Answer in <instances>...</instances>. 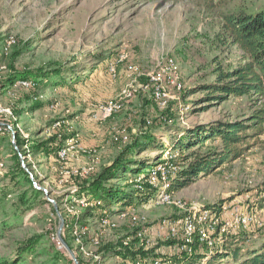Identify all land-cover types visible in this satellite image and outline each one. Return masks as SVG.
Returning <instances> with one entry per match:
<instances>
[{"label": "rangeland", "instance_id": "rangeland-1", "mask_svg": "<svg viewBox=\"0 0 264 264\" xmlns=\"http://www.w3.org/2000/svg\"><path fill=\"white\" fill-rule=\"evenodd\" d=\"M263 7L264 0H0V105L10 111L0 114V227L12 224L0 238V260L12 256L21 242L37 236L39 243L35 254L27 258L28 264H75L59 241L58 232L81 264H96L97 258L104 260L100 264L133 263L104 253V245L120 242L134 241L136 247L141 244L146 250L153 248V254L162 257L176 252L175 247L165 243L173 237L168 236V226L163 222L178 218L180 207L157 204L153 199L134 207L106 203L105 210L122 209L126 213L114 217L113 224L102 223V209L90 211L78 205L84 197H76L73 192L113 162L135 137L142 118H153L150 132L159 142L170 145L177 143L185 129L197 124L244 118L249 112L247 97L209 103L203 98L207 92L201 88L213 80L215 59L225 65L241 58L236 47L218 45L216 36L223 15ZM9 37L15 43L4 53L2 44ZM121 54L127 56L126 60L118 65V77L111 79L108 63ZM166 56L178 62L184 83V90L170 100L167 108L159 109L147 94L138 92L127 100L122 111L105 121L91 118L96 105L117 95L125 85L126 63L136 64L145 73L155 69ZM54 69L62 70L63 82L58 83L59 78L52 76L55 85L43 80L38 88L27 89L14 83L8 90L3 89L14 76ZM171 93L176 92L172 89ZM123 131L129 135L128 141L119 139ZM16 136L24 141V154ZM52 139L63 142L62 146L77 142L96 149L98 162L93 163L77 148L68 150L64 160L30 149L35 141ZM10 143L25 176L10 157ZM217 146V140H208L199 151ZM238 146L239 157L174 192V199L185 208L234 200L248 210H258L264 202V127L261 134ZM174 149L178 150V146ZM157 152L147 147L139 158L152 159ZM89 165L93 170L87 175H62L65 166ZM26 176L41 194L29 192ZM134 182L137 181L111 179L106 184L130 191L136 187ZM25 191L28 202L22 204L19 196ZM260 215L264 220V214ZM240 236L248 241L229 245L227 239L228 253L222 258L213 259L215 255L198 246L197 252L204 254L200 253L195 264H239L249 249L264 244V225L251 227ZM56 247L68 255L71 263L56 259ZM237 247L243 249L234 260L231 254Z\"/></svg>", "mask_w": 264, "mask_h": 264}, {"label": "trees", "instance_id": "trees-1", "mask_svg": "<svg viewBox=\"0 0 264 264\" xmlns=\"http://www.w3.org/2000/svg\"><path fill=\"white\" fill-rule=\"evenodd\" d=\"M216 40L221 48L236 47L241 52V58L235 63H227L225 65L221 64V61L217 59L212 62V64L215 65L211 71L213 80L202 86L201 89L207 92L203 98L209 103H220L230 97H247L249 112L244 118L216 119L211 122L197 124L191 128L185 129L180 135L182 137L177 141L178 144L174 143L172 145L163 141L159 142L158 139L154 137V132H150L151 125L154 123L153 118H150L151 123L147 126L146 118H142V122L137 128L133 140L120 151L111 164L104 166L96 177L88 182L86 181V183L82 185H78L73 195H76V197L89 196L91 199L100 200L102 205L99 206L98 209L101 208L102 213L107 211L104 209L106 203L108 205L119 203L122 207H134L138 202H144L148 199L154 200L155 188L149 185L146 180L148 175L146 169L159 161L157 159L161 157L162 152L166 148H176L177 145L179 150V161H182L177 175L172 179L168 188L169 192H176L190 185L198 178L213 172V170L221 164L239 157L241 155V148H239L238 145L263 132L264 7L251 12L240 9L225 13L220 22ZM110 63H108L107 70L109 69ZM52 76L59 78L58 83L64 81V78H62V70L60 69H54L52 72L37 70L35 72H28L25 75L14 76L3 85V89L8 90L9 86L14 83L19 85V80H27L32 83L28 88H38L44 83L43 80L49 83V85H55L57 82L51 80ZM166 112H168V109L164 111V113ZM208 140H217L219 146L208 149L205 152H200V146ZM16 143L21 150L24 141L16 136ZM10 145V157H12L13 162L17 164L20 173L25 176V172L20 166L18 153L11 143ZM62 145L63 142L57 139H52L48 142L35 141L30 149L37 151V153L43 152L44 154H52L58 157V150ZM195 145L197 146L195 147ZM147 147L153 151L157 150L159 152H157L152 159L139 158V153L144 151ZM20 152L22 154L25 153L24 150ZM133 154H137V157L132 156ZM137 177L141 179L138 182H134L136 187L131 188L130 191H126V188L115 186V184L111 186L106 184V181L111 179L132 181V179H136ZM26 179L29 184V192L36 195L42 193L32 186L27 176ZM11 181H13L15 186L17 185L16 178H13ZM127 185L133 187V184ZM112 186H114V188H112ZM26 195L27 191L22 192L19 196L22 204L28 202ZM1 200H3V198ZM77 220L79 221V217ZM10 227H12L10 223L2 224V227H0V238H2L3 230ZM242 233L244 234L246 231L241 230L239 232H234L228 239L229 245L231 242H244L245 238L240 236ZM246 241L248 240L246 239L245 242ZM38 243L39 238L37 236L21 242L15 248L14 254L1 259L0 264H28L27 258L35 254ZM134 243L133 241L130 244H123L122 242L117 244H106L103 246L104 253H113L123 259H130V261L138 260L143 264H154L156 261L163 262L166 259H170L173 263L182 262V264H195L197 258L200 257L199 255L204 254L203 252H197L198 246L200 248H206L208 253V248L203 244L199 245L197 241L193 243L191 253L180 250V246L183 243L180 238H171L170 241L165 242L166 245L175 247L176 252L164 257L157 256L155 253L153 254V248L151 250H146L141 244L136 247ZM67 244L71 246L69 242H67ZM242 249L241 247H237L233 250L231 256L234 260L238 258L239 252L242 251ZM54 253L56 259H67L71 263L68 255L57 247ZM227 253L228 249L224 247L221 251L217 250L212 253V255H215L213 259L218 257L222 258ZM78 263L81 264L80 262ZM239 264H264V244L260 245L259 248L254 247L249 249L248 252L244 254Z\"/></svg>", "mask_w": 264, "mask_h": 264}, {"label": "built area", "instance_id": "built-area-1", "mask_svg": "<svg viewBox=\"0 0 264 264\" xmlns=\"http://www.w3.org/2000/svg\"><path fill=\"white\" fill-rule=\"evenodd\" d=\"M14 43L15 40L9 37L2 45L4 53H7ZM126 57L125 54H121L117 60L110 63L108 71L111 79L118 77V65L124 62ZM124 75L126 83L122 86L119 93L104 102H100L91 111V118L94 121L103 122L122 111L127 100L132 99L138 92L147 94L159 109H165L168 107L170 100L178 98L179 94L184 90L178 62L172 56H166L157 63L155 69L145 73L140 72L136 64L126 63ZM18 84L25 88L32 85L27 80H19ZM172 89L175 90V94L171 93ZM3 113L7 114L10 111L0 105V114ZM150 123L151 119H146V126L150 125ZM123 132L124 134L119 139L128 141L129 135L126 134V131ZM74 148L86 153L93 163L98 162L99 157L96 149L86 148L81 144H77V142L62 146L58 150V157L64 160L66 155H68V150ZM161 157V160L146 169L148 172L146 180L149 185L155 188V203L174 204L182 210L178 218L163 222V224L168 226V236L182 239L183 243L180 246V250L191 253L192 245L197 241L199 245L203 244L208 248L207 254L210 255L217 250L221 251L225 247L230 234L241 230L249 231L251 227L260 228L264 225V220L260 215L264 214V202L258 210H248L234 200H223L209 206L185 208L181 201L174 199V192L168 191L172 179L180 169L179 150L168 147L162 152ZM92 170L93 165L86 167L65 166L63 167L62 175L64 178H71L74 175L84 176ZM140 179V177H137L135 180L138 182ZM80 204L91 211H95L102 205V202L87 196L80 199L78 205ZM125 213L126 211L122 209H118L116 212L112 210L104 211L100 216V221L113 224L114 217H123ZM78 217L76 216L77 219ZM78 225L80 224L78 223ZM94 243L96 244L97 241ZM103 261H98L97 258L96 264H100ZM131 264L143 263L136 260ZM154 264H182V262L173 263L170 259H166L163 262L156 261Z\"/></svg>", "mask_w": 264, "mask_h": 264}, {"label": "water", "instance_id": "water-1", "mask_svg": "<svg viewBox=\"0 0 264 264\" xmlns=\"http://www.w3.org/2000/svg\"><path fill=\"white\" fill-rule=\"evenodd\" d=\"M62 224H63V221L61 220V222H60V226H59V229H60V227H61ZM58 238H59V241L61 242V244L67 249L68 253L70 254V256H71V258H72V260H73V262H74L75 264H79L78 261H77V259L75 258V256L72 255V252H71V250L69 249V247L67 246V244H66V243L64 242V240L61 238L59 232H58Z\"/></svg>", "mask_w": 264, "mask_h": 264}]
</instances>
